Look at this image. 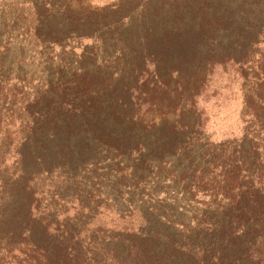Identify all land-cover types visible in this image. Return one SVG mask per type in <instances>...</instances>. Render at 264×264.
Returning <instances> with one entry per match:
<instances>
[{"label": "trees", "instance_id": "obj_1", "mask_svg": "<svg viewBox=\"0 0 264 264\" xmlns=\"http://www.w3.org/2000/svg\"><path fill=\"white\" fill-rule=\"evenodd\" d=\"M0 264H264V0H0Z\"/></svg>", "mask_w": 264, "mask_h": 264}, {"label": "rangeland", "instance_id": "obj_2", "mask_svg": "<svg viewBox=\"0 0 264 264\" xmlns=\"http://www.w3.org/2000/svg\"><path fill=\"white\" fill-rule=\"evenodd\" d=\"M222 125H224V124H221V123H219V125L217 126V128L218 127H223ZM229 128H227V130H228Z\"/></svg>", "mask_w": 264, "mask_h": 264}]
</instances>
